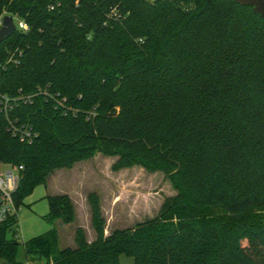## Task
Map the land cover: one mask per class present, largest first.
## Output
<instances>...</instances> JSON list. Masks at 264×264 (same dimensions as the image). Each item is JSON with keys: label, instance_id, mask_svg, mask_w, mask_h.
Returning <instances> with one entry per match:
<instances>
[{"label": "trees", "instance_id": "trees-1", "mask_svg": "<svg viewBox=\"0 0 264 264\" xmlns=\"http://www.w3.org/2000/svg\"><path fill=\"white\" fill-rule=\"evenodd\" d=\"M7 13L29 26L0 45V96L15 100L8 113L0 106V170L24 167L17 208L53 172L97 154L117 157L114 171L161 172L177 193L156 218L109 236L90 194L95 241L80 227L76 248L61 249L54 226L23 245L25 261L264 264V19L252 7L0 0ZM11 123L36 137L21 142ZM47 200L52 225L75 222L68 195ZM17 223L0 226L5 264L25 262Z\"/></svg>", "mask_w": 264, "mask_h": 264}, {"label": "rangeland", "instance_id": "rangeland-1", "mask_svg": "<svg viewBox=\"0 0 264 264\" xmlns=\"http://www.w3.org/2000/svg\"><path fill=\"white\" fill-rule=\"evenodd\" d=\"M6 15L9 14L0 16V19ZM117 161V157L97 154L75 164L71 170H57L49 175L46 185L37 187L24 200L15 228L17 241L22 245L20 260H26L23 245L46 234L54 226L59 232L61 249L76 248L75 232L80 227L84 229L89 242L95 241L88 203L90 194L100 197L106 236L156 218L164 202L177 195L165 174H152L139 166L114 171L113 166ZM59 195L70 197L75 208V222L64 224L59 220L52 225L47 219L50 212L47 196ZM120 263L135 264L132 258L125 255L120 257ZM0 264H5V261L0 259Z\"/></svg>", "mask_w": 264, "mask_h": 264}, {"label": "built area", "instance_id": "built-area-1", "mask_svg": "<svg viewBox=\"0 0 264 264\" xmlns=\"http://www.w3.org/2000/svg\"><path fill=\"white\" fill-rule=\"evenodd\" d=\"M146 2L155 3L158 1H164V0H144ZM55 6H51L50 9L53 10ZM15 24L17 27V30L26 33L29 31L28 24L20 20L16 17H14ZM3 24V17L0 19V26L2 27ZM23 56L22 52L17 50L15 53H12L9 56L8 61L12 63H17L19 59ZM53 99L57 98L58 96H51ZM25 100V98H21ZM57 103V107H60L62 109L66 110V107L64 105V100L60 101L59 99L55 100ZM15 102V100H11L7 96H0V106L8 113V111L12 108V103ZM10 131L14 137H18L21 142L24 143H31L33 139L36 137V134L34 133L33 129L27 126H17L13 123H11ZM23 166H13V165H7L3 166L0 170V226L8 223L13 218H18V211L19 209L16 206L15 203V194L19 189V185L23 178ZM18 223L14 227L17 228ZM17 230V229H16ZM9 236H13V231L9 232ZM17 239V235H16ZM24 264H43L39 261H34L31 259H28L24 262Z\"/></svg>", "mask_w": 264, "mask_h": 264}, {"label": "water", "instance_id": "water-1", "mask_svg": "<svg viewBox=\"0 0 264 264\" xmlns=\"http://www.w3.org/2000/svg\"><path fill=\"white\" fill-rule=\"evenodd\" d=\"M243 7H252L254 13L264 19V0H234ZM17 31L14 17L6 15L3 17V24L0 29V45L9 40Z\"/></svg>", "mask_w": 264, "mask_h": 264}, {"label": "crops", "instance_id": "crops-1", "mask_svg": "<svg viewBox=\"0 0 264 264\" xmlns=\"http://www.w3.org/2000/svg\"><path fill=\"white\" fill-rule=\"evenodd\" d=\"M88 239V238H87ZM88 242H89V240H88ZM91 243V242H90Z\"/></svg>", "mask_w": 264, "mask_h": 264}]
</instances>
